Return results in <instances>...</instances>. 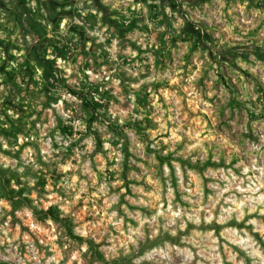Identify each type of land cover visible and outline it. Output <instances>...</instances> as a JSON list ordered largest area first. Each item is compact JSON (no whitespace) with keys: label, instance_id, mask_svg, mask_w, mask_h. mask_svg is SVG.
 Masks as SVG:
<instances>
[{"label":"rangeland","instance_id":"1","mask_svg":"<svg viewBox=\"0 0 264 264\" xmlns=\"http://www.w3.org/2000/svg\"><path fill=\"white\" fill-rule=\"evenodd\" d=\"M0 264H264V0H0Z\"/></svg>","mask_w":264,"mask_h":264},{"label":"trees","instance_id":"2","mask_svg":"<svg viewBox=\"0 0 264 264\" xmlns=\"http://www.w3.org/2000/svg\"><path fill=\"white\" fill-rule=\"evenodd\" d=\"M45 62H48V61H45ZM73 94H75V93H73Z\"/></svg>","mask_w":264,"mask_h":264}]
</instances>
